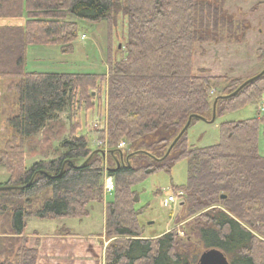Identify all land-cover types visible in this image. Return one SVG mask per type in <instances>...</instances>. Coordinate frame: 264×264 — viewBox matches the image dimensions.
Wrapping results in <instances>:
<instances>
[{
  "label": "trees",
  "instance_id": "obj_1",
  "mask_svg": "<svg viewBox=\"0 0 264 264\" xmlns=\"http://www.w3.org/2000/svg\"><path fill=\"white\" fill-rule=\"evenodd\" d=\"M225 3L0 0V18L21 24L0 27V78L16 79L5 90L14 99L0 111L8 130L0 140V166L8 174L0 184L7 187L0 190V264L36 263L38 240L29 247L24 236L28 218L81 219L92 203L104 204L103 233L111 240L105 264H195L199 255L191 260L174 230L143 238L138 221L134 186L155 172H170L180 160L186 181L172 191L181 193L185 219L195 217L192 231L201 252L215 248L229 264H264V116L221 122L219 142L206 147L189 145L186 129L166 154L189 118L191 125L212 117L214 93L215 117L264 97V73L235 94L247 80L193 73L198 44L246 38L248 20L235 18ZM119 16L127 34L122 48L109 49L106 73L25 70L28 48L55 46L68 53L79 36L77 20L105 21L111 32ZM258 52L256 61L264 64V49ZM102 84L100 105L90 91ZM75 103L106 115L99 147L79 133L80 121L61 133L60 114ZM43 152L25 165L27 153ZM106 177L113 183L109 193Z\"/></svg>",
  "mask_w": 264,
  "mask_h": 264
},
{
  "label": "rangeland",
  "instance_id": "obj_2",
  "mask_svg": "<svg viewBox=\"0 0 264 264\" xmlns=\"http://www.w3.org/2000/svg\"><path fill=\"white\" fill-rule=\"evenodd\" d=\"M225 9L237 19H247L250 29L245 40L240 44H198L193 56V73L206 76L240 77L242 81L256 76L264 70V64L258 63V49H264V0H226ZM80 31L73 48L68 53H61L58 47L43 46L28 48L26 71L59 72V73H93L107 72L108 52L111 48H122L127 34V22L121 16L116 26L109 32L107 23H89L77 20ZM5 25H21L18 19L0 18V27ZM203 72V73H202ZM15 78H0V111L14 99L13 95L5 94L6 88ZM101 90H92L91 100L100 103L104 99V84ZM216 93L211 96L215 107ZM264 98V97H263ZM262 98V99H263ZM257 105H246L235 111L206 120H196L186 131L187 142L195 147H206L220 140V123L224 121H240L255 116L263 117L260 111L261 101ZM213 112V109H212ZM64 126L62 134L68 133V127L80 121L83 134L89 138L92 148L99 147V132L104 128L106 115L99 114L96 109H86L85 105L74 104L60 114ZM264 127V126H263ZM262 127V129H263ZM8 130L4 117H0V140ZM42 137V133L38 135ZM261 139V138H260ZM99 142V143H98ZM262 150L264 142L261 140ZM46 154L25 155V165L45 157ZM47 157H49L47 155ZM8 179V174L0 166V184ZM186 181V162L180 160L170 172L159 171L146 177L134 186L138 193L137 208H141L138 216L143 238L158 237L159 234L174 230L181 249L188 250L191 260L201 253L192 227L196 224L195 217L185 219V209L181 206V194L172 191L173 186H179ZM173 201L168 200L169 196ZM111 195L105 194V200ZM89 214L81 219H37L28 218L24 236L27 246L34 247V242H40L37 248L35 264H105V249L111 240L103 233L104 204L92 203L88 207ZM71 233L70 238L60 235ZM264 241V237L261 238ZM188 245V249H185ZM39 246V245H38Z\"/></svg>",
  "mask_w": 264,
  "mask_h": 264
},
{
  "label": "water",
  "instance_id": "obj_3",
  "mask_svg": "<svg viewBox=\"0 0 264 264\" xmlns=\"http://www.w3.org/2000/svg\"><path fill=\"white\" fill-rule=\"evenodd\" d=\"M263 73H264V70L262 72H260L259 74H257L256 76L245 81L242 85L239 86V88L233 94H235L238 90H240L247 83H249V82L253 81L254 79L258 78L259 76H261ZM213 118H214V108H213V113H212V119ZM190 121H191V118L188 119V121L185 124V126L183 127V129L180 131V133L174 139L173 143L168 148V151L166 154H168L171 147L180 138V136L183 134V132L188 128V126L190 125ZM6 188L7 187H0V190H4ZM195 264H229V262H228L226 256L220 250L215 249V248H210V249L203 250L200 253Z\"/></svg>",
  "mask_w": 264,
  "mask_h": 264
},
{
  "label": "built area",
  "instance_id": "obj_4",
  "mask_svg": "<svg viewBox=\"0 0 264 264\" xmlns=\"http://www.w3.org/2000/svg\"><path fill=\"white\" fill-rule=\"evenodd\" d=\"M260 111L264 114V98L262 99L261 104H260ZM120 145H122V143ZM112 189H113L112 180H111L110 177H106L105 178V183H104V190L106 191V193H109V192L112 191ZM168 200L170 202H172L173 201V197L170 195L168 197Z\"/></svg>",
  "mask_w": 264,
  "mask_h": 264
},
{
  "label": "crops",
  "instance_id": "obj_5",
  "mask_svg": "<svg viewBox=\"0 0 264 264\" xmlns=\"http://www.w3.org/2000/svg\"><path fill=\"white\" fill-rule=\"evenodd\" d=\"M20 24V23H19ZM263 142H264V140H263ZM260 149H262V144H260ZM262 154L264 155V150H262ZM71 233H69V234H66V235H60V236H62V238H70L71 237ZM161 234H159L158 236H160ZM152 238H154V237H152ZM37 248H40V242H39V246L37 247Z\"/></svg>",
  "mask_w": 264,
  "mask_h": 264
}]
</instances>
